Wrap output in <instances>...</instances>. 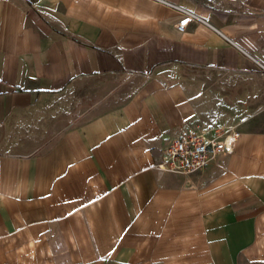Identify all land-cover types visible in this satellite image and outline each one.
I'll return each instance as SVG.
<instances>
[{"label": "crops", "instance_id": "crops-1", "mask_svg": "<svg viewBox=\"0 0 264 264\" xmlns=\"http://www.w3.org/2000/svg\"><path fill=\"white\" fill-rule=\"evenodd\" d=\"M166 1L205 22L178 30L162 0H0V264H264L260 110L195 75L264 69V0ZM99 75L125 98L46 147L17 138ZM184 131L238 134L202 170L158 169Z\"/></svg>", "mask_w": 264, "mask_h": 264}, {"label": "rangeland", "instance_id": "rangeland-1", "mask_svg": "<svg viewBox=\"0 0 264 264\" xmlns=\"http://www.w3.org/2000/svg\"><path fill=\"white\" fill-rule=\"evenodd\" d=\"M195 75L220 90H243L247 104L255 105L260 110L264 122V69L249 75H240L218 68H202ZM128 81L129 79L112 75L78 79L63 93L42 102L29 115L27 124L17 128L20 131L17 138H27L22 136L30 134L32 142L29 146L46 147L64 128L83 122L123 100L126 94L116 91V88L125 86Z\"/></svg>", "mask_w": 264, "mask_h": 264}, {"label": "built area", "instance_id": "built-area-1", "mask_svg": "<svg viewBox=\"0 0 264 264\" xmlns=\"http://www.w3.org/2000/svg\"><path fill=\"white\" fill-rule=\"evenodd\" d=\"M162 1L182 12V16L175 22L176 28L180 31H185L192 21L205 22L202 16L186 8L166 0ZM237 134L224 135L221 131H216L214 134L208 135L205 132L184 131L167 144L156 167L184 174L202 170L220 153L229 148L228 142H231Z\"/></svg>", "mask_w": 264, "mask_h": 264}]
</instances>
